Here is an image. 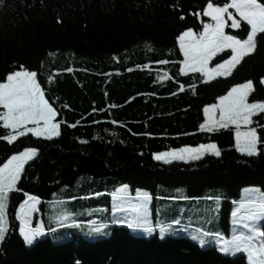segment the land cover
<instances>
[{"label":"trees","instance_id":"obj_1","mask_svg":"<svg viewBox=\"0 0 264 264\" xmlns=\"http://www.w3.org/2000/svg\"><path fill=\"white\" fill-rule=\"evenodd\" d=\"M206 3L0 0V82L18 66L36 71L61 125L52 139L29 133L10 144L0 138V166L25 147L39 150L8 196L0 264H247L246 254L221 253L217 242L202 247L179 230L185 211L196 228L229 237L234 202L246 187L264 190V113L252 117L261 138L258 155L236 149L233 127L200 128L203 108L236 84L253 80L249 102L264 100V34L228 77L205 82L199 73L181 74L177 37L188 28L203 31L201 20L211 22L202 15ZM247 27L242 22L241 29L226 31L243 39ZM230 55L221 52L212 65ZM7 133L0 122V137ZM209 142L218 144L221 156L155 159L156 153ZM124 184L133 194L152 196L154 234L138 235L113 222L111 195ZM26 194L40 198L34 221L41 217L48 231L31 246L19 231ZM216 203L221 208L211 220ZM161 224L172 225L163 238Z\"/></svg>","mask_w":264,"mask_h":264},{"label":"snow or ice","instance_id":"obj_2","mask_svg":"<svg viewBox=\"0 0 264 264\" xmlns=\"http://www.w3.org/2000/svg\"><path fill=\"white\" fill-rule=\"evenodd\" d=\"M233 9V11H230ZM235 13V14H234ZM203 16L211 22L203 24V31L196 33L192 28L181 32L178 37L179 50L183 53L181 74L199 73L205 82L218 77L232 75L236 67L245 57L254 53L257 47L258 34H264V3L260 0H230V2L213 3L207 0ZM183 18V17H181ZM242 22L246 38L232 35L226 28L241 29ZM226 49L231 55L213 67L210 62ZM160 63H167L161 61ZM71 71V69H69ZM167 75V74H165ZM264 85V77L260 78ZM183 86H181L182 88ZM194 88L195 85H192ZM251 79L232 86L218 101L203 108L205 121L200 125L209 133L235 126V147L249 156L258 155V145L261 138L257 128L252 127V117L264 113V100L249 102V96L255 92ZM0 122L8 133L0 137L8 143L15 142L19 137L29 133L35 137L52 139L60 133V123L56 122L57 110L46 99L45 91L37 79V72L27 67L18 66V70L9 72L6 79L0 82ZM73 127L75 125H72ZM243 127L244 130H241ZM38 148L25 147L22 151L11 155L3 166H0V241H3L8 231L7 200L11 192L17 190V184L25 171V165L38 155ZM206 154L221 156V148L215 142L199 144L196 147H183L168 152L155 154L156 160L168 163L172 160H199ZM245 197L231 215L234 218V230L231 238H225L219 232L210 233L201 230L193 239L201 246L208 243L207 237H213L219 244V251L224 254H246L247 264H264V190L246 189ZM27 199L20 205L19 219L22 222L20 232L26 244L31 245L43 234V227L31 226V217L37 210L39 197L26 194ZM139 202L130 204L128 209L121 205L128 199L127 186L119 190L118 199L121 203L114 205V211L130 210L134 216L129 221V227L142 228L151 233L154 229L149 219L148 202L151 196L147 192L138 193ZM173 223L180 224L179 219ZM101 227H95L100 231ZM172 225L159 226L161 237L169 231ZM243 229V230H241ZM79 264V262H77Z\"/></svg>","mask_w":264,"mask_h":264},{"label":"rangeland","instance_id":"obj_3","mask_svg":"<svg viewBox=\"0 0 264 264\" xmlns=\"http://www.w3.org/2000/svg\"><path fill=\"white\" fill-rule=\"evenodd\" d=\"M227 29V28H226ZM226 29H225V31H226ZM227 32V31H226ZM226 50H228V49H226ZM183 54V53H182ZM220 54V53H219ZM215 58V57H214ZM213 58V59H214ZM213 61V60H212ZM212 61L210 62V64H209V67H213V65H212ZM183 65L181 64V67H182ZM206 119V118H205ZM230 127H233L234 129H235V126H230ZM229 127V128H230ZM241 130H244L243 129V127H242V129ZM204 131H206V130H204ZM188 147H191V146H188ZM171 151V150H170ZM165 152H168V151H165ZM206 155H212V154H206ZM206 155H204V156H206ZM203 156V157H204ZM157 161H160V162H164L163 160H157ZM173 161H181V162H190V161H193V160H187V161H184V160H172L171 162H173ZM164 163H166V162H164ZM121 188H123V186H121L120 188H118V190L115 192V195H113L112 196V201H113V213H114V220H116V221H118V222H123V223H126V224H128L129 225V221H131V219L133 218V216H134V214L130 211V210H126V211H120V212H116V211H114V205H116V204H118V203H121L120 202V200L118 199V196H119V190L121 189ZM246 189H258V190H260V188H258V187H253V186H251V187H246L244 190H243V193H242V198H241V201L244 199V197H245V195H246V193H245V190ZM127 191H128V199L126 200V201H124L123 203H122V207L123 208H125V209H128L129 208V205L130 204H136V203H138L139 202V196H138V193H141L142 191H136L135 192V194H137V195H135V194H131V189L130 188H128L127 187ZM151 199H152V197H151ZM151 199L149 200V202H148V210H149V219H150V221H151V225H152V227L154 226L153 225V220H152V214H151V205H152V202H151ZM240 201V202H241ZM237 207L239 206V203L236 205ZM236 207V208H237ZM220 208H221V204L220 203H216V204H214L210 209H211V212H210V215H212L211 217H210V219L212 220L213 219V216L215 215V214H218V211L220 210ZM161 212H162V210H160ZM183 215L185 216V219H187L186 220V222H184V224L181 226V227H179V230H184V231H187L188 233H189V235L191 236V238H193L194 236H196L197 234H198V232H200L202 229H199V228H196L195 226H194V224H195V222H193L194 221V215L193 214H186L185 213V211H183ZM33 216H34V214H32V217H31V221L30 222H32V220H33ZM233 220H234V218H233ZM232 220V221H233ZM21 224H22V222H21ZM198 225H201V224H198ZM238 226H236V225H234V223H232V232H231V236L234 234V230L237 228ZM141 231H143V229H140ZM241 230H243V229H241ZM154 231H152L151 233H153ZM204 232H208V231H204ZM231 236L229 237V239L231 238ZM207 240H208V243H206L205 244V246H202V247H206V246H210V245H212V244H214V243H216V241L214 240V238L213 237H207L206 238ZM195 240V239H194ZM196 241H198V240H196ZM1 242V241H0ZM218 246H219V244H218ZM232 255V254H231Z\"/></svg>","mask_w":264,"mask_h":264},{"label":"bare ground","instance_id":"obj_4","mask_svg":"<svg viewBox=\"0 0 264 264\" xmlns=\"http://www.w3.org/2000/svg\"><path fill=\"white\" fill-rule=\"evenodd\" d=\"M125 185H126L128 188H129V185H127V184H124L123 186H125Z\"/></svg>","mask_w":264,"mask_h":264},{"label":"crops","instance_id":"obj_5","mask_svg":"<svg viewBox=\"0 0 264 264\" xmlns=\"http://www.w3.org/2000/svg\"><path fill=\"white\" fill-rule=\"evenodd\" d=\"M38 205V204H37ZM34 213V212H33Z\"/></svg>","mask_w":264,"mask_h":264}]
</instances>
